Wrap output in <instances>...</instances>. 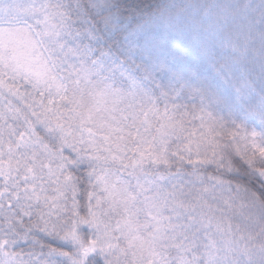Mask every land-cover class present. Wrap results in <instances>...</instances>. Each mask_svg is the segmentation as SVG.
<instances>
[{
	"label": "snow or ice",
	"instance_id": "snow-or-ice-1",
	"mask_svg": "<svg viewBox=\"0 0 264 264\" xmlns=\"http://www.w3.org/2000/svg\"><path fill=\"white\" fill-rule=\"evenodd\" d=\"M0 264H264V0H0Z\"/></svg>",
	"mask_w": 264,
	"mask_h": 264
}]
</instances>
